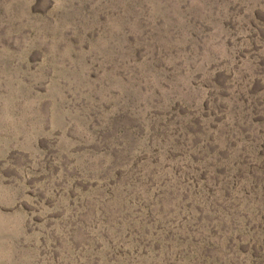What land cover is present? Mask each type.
<instances>
[{"label": "rangeland", "instance_id": "374dc122", "mask_svg": "<svg viewBox=\"0 0 264 264\" xmlns=\"http://www.w3.org/2000/svg\"><path fill=\"white\" fill-rule=\"evenodd\" d=\"M0 264H264V0H0Z\"/></svg>", "mask_w": 264, "mask_h": 264}]
</instances>
